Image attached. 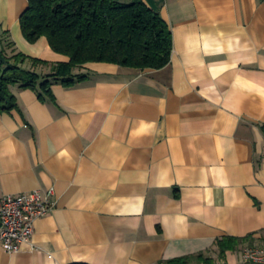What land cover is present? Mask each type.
Masks as SVG:
<instances>
[{
  "label": "crops",
  "instance_id": "1",
  "mask_svg": "<svg viewBox=\"0 0 264 264\" xmlns=\"http://www.w3.org/2000/svg\"><path fill=\"white\" fill-rule=\"evenodd\" d=\"M143 1L171 28L168 66L90 63L52 102L12 89L0 197L53 189L55 207L20 253L0 245V264H165L219 253L224 237L264 240V0ZM29 2L0 0V35L68 61L25 38Z\"/></svg>",
  "mask_w": 264,
  "mask_h": 264
},
{
  "label": "trees",
  "instance_id": "2",
  "mask_svg": "<svg viewBox=\"0 0 264 264\" xmlns=\"http://www.w3.org/2000/svg\"><path fill=\"white\" fill-rule=\"evenodd\" d=\"M21 27L29 43L45 37L51 49L68 61L53 63L27 56L17 51L8 32L0 35L4 58L0 61L1 114L19 107L14 87L33 90L42 101L52 102L54 86L71 88L90 79L89 73L81 72L87 64L160 70L169 65L173 53L169 24L143 0H30L21 16ZM250 240L251 237L218 240L220 258ZM215 263L212 257L199 254L165 264Z\"/></svg>",
  "mask_w": 264,
  "mask_h": 264
},
{
  "label": "built area",
  "instance_id": "3",
  "mask_svg": "<svg viewBox=\"0 0 264 264\" xmlns=\"http://www.w3.org/2000/svg\"><path fill=\"white\" fill-rule=\"evenodd\" d=\"M54 190L0 197V245L6 252L18 254L25 245H30L35 224L51 213L55 204L51 201ZM247 264H264V247L244 252Z\"/></svg>",
  "mask_w": 264,
  "mask_h": 264
},
{
  "label": "rangeland",
  "instance_id": "4",
  "mask_svg": "<svg viewBox=\"0 0 264 264\" xmlns=\"http://www.w3.org/2000/svg\"><path fill=\"white\" fill-rule=\"evenodd\" d=\"M45 73V71H44ZM264 246V240H250V242H247L245 244H242L239 246L238 250L235 253L231 254L230 260L232 263H241L244 260V252L248 249H254V248H263ZM207 256L213 257L215 260V264H228V256L226 258H220L219 253L210 252ZM243 258V259H242Z\"/></svg>",
  "mask_w": 264,
  "mask_h": 264
},
{
  "label": "water",
  "instance_id": "5",
  "mask_svg": "<svg viewBox=\"0 0 264 264\" xmlns=\"http://www.w3.org/2000/svg\"><path fill=\"white\" fill-rule=\"evenodd\" d=\"M0 61H4V58L1 53H0Z\"/></svg>",
  "mask_w": 264,
  "mask_h": 264
}]
</instances>
